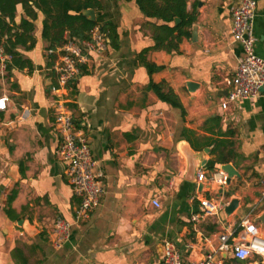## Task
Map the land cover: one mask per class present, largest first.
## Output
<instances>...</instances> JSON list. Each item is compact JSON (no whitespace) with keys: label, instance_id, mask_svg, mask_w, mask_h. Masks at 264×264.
I'll return each instance as SVG.
<instances>
[{"label":"crops","instance_id":"0c3cea01","mask_svg":"<svg viewBox=\"0 0 264 264\" xmlns=\"http://www.w3.org/2000/svg\"><path fill=\"white\" fill-rule=\"evenodd\" d=\"M254 1V51L264 59V0ZM36 2L16 1L13 20L5 18L11 32L1 38L21 35L22 21L33 26L22 35L25 44L14 48L27 65L6 69L9 56L0 63V97L8 98L0 111V264H161L166 243L184 261L200 259L208 250L205 239L216 245L220 234L236 230L247 216L264 234V94L220 106L243 56L230 31L234 0H198L197 20L179 52L144 54L146 63L160 67L151 74L140 55L154 42L142 25L155 21L134 1L99 0L95 21L114 27L115 46L108 41L103 55L91 56L66 96L104 189L99 206L79 224H73L78 198L56 154V81L42 38L45 16ZM194 3L189 0L187 10ZM151 82L170 88L183 112L160 101L148 89ZM220 152L227 163L218 161ZM223 165L238 175L202 196L226 205L193 227L190 217L200 212L193 200L201 185L196 175L203 171L210 178ZM232 200L237 205L228 213ZM58 219L73 225L68 240L55 248ZM256 257L240 263L228 255L224 264H257Z\"/></svg>","mask_w":264,"mask_h":264},{"label":"built area","instance_id":"2783aa9c","mask_svg":"<svg viewBox=\"0 0 264 264\" xmlns=\"http://www.w3.org/2000/svg\"><path fill=\"white\" fill-rule=\"evenodd\" d=\"M235 6L231 13V37L234 43L241 45L243 56L230 81L226 97L220 106L227 109L231 103L256 99L264 94V59L255 54L256 39L253 35V22L256 4L254 0H234ZM108 46V40L98 27L90 32L86 41L68 40L56 50L47 51V55L54 56L51 71L55 75L56 87L52 90L56 97L52 103L53 129L60 139L56 151L59 159L65 164V177L78 203L74 209L73 224L82 223L90 218L91 213L99 206L104 194L100 175L94 170L97 162L92 158L89 140L85 131L73 122L72 112L67 106L68 94L75 79L82 74L90 62L91 56L103 55ZM8 56L0 47V63H4ZM8 98L0 97V111L6 110ZM2 176L0 157V179ZM196 181L203 184L202 191L193 200L199 204L200 212L190 217L193 227L203 219L215 217L226 205L224 202L202 196L206 191H213L215 187H226L229 176L223 171L207 178L203 171L196 175ZM261 198L264 199V177L260 179ZM151 204L159 207L154 199ZM72 223L56 220L53 242L59 248L68 240ZM208 250L200 259L184 261L171 243H166L163 250L161 264H224L226 256L237 262H245L253 256L264 258V234L252 222L249 216L242 219L238 228L232 232L220 234L216 245L211 239H205Z\"/></svg>","mask_w":264,"mask_h":264},{"label":"trees","instance_id":"16d2710c","mask_svg":"<svg viewBox=\"0 0 264 264\" xmlns=\"http://www.w3.org/2000/svg\"><path fill=\"white\" fill-rule=\"evenodd\" d=\"M17 0H0V47L5 55L9 56V66H18L23 68L27 65L26 61H21L20 56L14 51V48L25 44L26 39L22 37L24 33L33 30V26L25 21L19 25L22 34H12L2 43L1 38L5 33H10L9 24L5 21L8 18L13 20ZM134 1L140 13L147 20L142 27L150 32L154 45L145 49L140 55L141 61L145 64L148 72H156L160 67L145 62L144 54L149 51H164L166 53H178L179 46L184 39L190 37V29L197 20L196 3L191 10H187L189 0H125ZM35 6L44 14L45 20L42 29V38L47 43L46 50H56L63 46L68 40L86 41L90 37V32L98 27L100 32L105 35L110 45L115 46L116 33L114 27L110 24L99 26L96 21H89L81 14L84 10H94L98 12L101 9L99 0H37ZM178 20V22H176ZM14 37V39H12ZM28 40V39H27ZM32 45V43H31ZM49 66L52 67L54 56L49 55ZM148 89L152 91L157 98L167 103L173 108H183L178 97L165 84L150 83ZM218 161L227 163V158L219 153ZM233 260V259H232ZM234 262H237L233 260Z\"/></svg>","mask_w":264,"mask_h":264},{"label":"water","instance_id":"95a60500","mask_svg":"<svg viewBox=\"0 0 264 264\" xmlns=\"http://www.w3.org/2000/svg\"><path fill=\"white\" fill-rule=\"evenodd\" d=\"M82 15H84L89 21L94 22L95 21V11L88 9V10H84L81 12ZM176 22H178V20H176ZM195 31V27H193V34ZM222 171H224L225 173L228 174L229 177L231 176H237L238 174L234 172V170L232 169V167L230 165H223L222 166ZM203 188V184L200 185V189L199 192L202 191ZM237 205V200H232L229 205L225 208L226 212H231Z\"/></svg>","mask_w":264,"mask_h":264},{"label":"rangeland","instance_id":"374dc122","mask_svg":"<svg viewBox=\"0 0 264 264\" xmlns=\"http://www.w3.org/2000/svg\"><path fill=\"white\" fill-rule=\"evenodd\" d=\"M253 261H256L257 264H264V259H261L260 257L254 258ZM227 264H230V263H227Z\"/></svg>","mask_w":264,"mask_h":264}]
</instances>
